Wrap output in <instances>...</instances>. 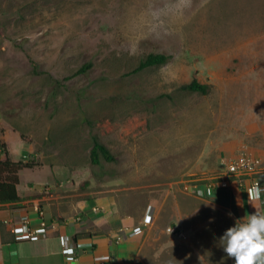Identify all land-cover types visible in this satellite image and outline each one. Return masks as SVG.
Instances as JSON below:
<instances>
[{
    "label": "rangeland",
    "instance_id": "1",
    "mask_svg": "<svg viewBox=\"0 0 264 264\" xmlns=\"http://www.w3.org/2000/svg\"><path fill=\"white\" fill-rule=\"evenodd\" d=\"M166 2L0 0V159L5 143L37 164L19 172L24 200L132 215L147 264H230L222 187L264 185V0H192L155 38L145 22ZM152 52L172 58L135 70ZM193 78L209 93L181 89ZM91 133L116 160L93 166Z\"/></svg>",
    "mask_w": 264,
    "mask_h": 264
},
{
    "label": "crops",
    "instance_id": "2",
    "mask_svg": "<svg viewBox=\"0 0 264 264\" xmlns=\"http://www.w3.org/2000/svg\"><path fill=\"white\" fill-rule=\"evenodd\" d=\"M260 122L264 126V118ZM261 132L258 156L264 162V128ZM222 188L230 192L239 218L255 210L264 214V199L249 200V186L230 180ZM19 195L20 201L0 203V264H147L138 225H128L133 216L112 211L109 201H28ZM25 221L44 233H24Z\"/></svg>",
    "mask_w": 264,
    "mask_h": 264
},
{
    "label": "clouds",
    "instance_id": "3",
    "mask_svg": "<svg viewBox=\"0 0 264 264\" xmlns=\"http://www.w3.org/2000/svg\"><path fill=\"white\" fill-rule=\"evenodd\" d=\"M192 0H167L160 9H152V14L146 20L145 26L148 35L159 38L166 34L168 27L179 20L184 11L191 7ZM138 50V41L130 47V54ZM264 192L256 183L247 193L249 200H259ZM238 205L239 198H237ZM254 207V206H253ZM229 217L232 213L227 214ZM222 241L223 251L228 258L234 259L235 264H264V214L255 210L252 214L237 218L233 226L228 227L219 238Z\"/></svg>",
    "mask_w": 264,
    "mask_h": 264
},
{
    "label": "trees",
    "instance_id": "4",
    "mask_svg": "<svg viewBox=\"0 0 264 264\" xmlns=\"http://www.w3.org/2000/svg\"><path fill=\"white\" fill-rule=\"evenodd\" d=\"M172 58V55L167 53H149L143 57L135 70L139 71L145 68L167 64ZM91 67V64L84 65L80 72H86ZM182 90L188 92H197L207 94L210 91V85L200 82L197 78H193L189 83L181 86ZM92 148L90 152L91 162L93 166H102V160L114 161L115 155L111 152L108 146L101 141L97 134L91 133ZM6 157L0 159V203L16 202L21 200L19 195L18 185L20 183L19 172L23 168H32L37 164L31 161L13 160L9 156V151L6 149L5 143L1 144Z\"/></svg>",
    "mask_w": 264,
    "mask_h": 264
},
{
    "label": "built area",
    "instance_id": "5",
    "mask_svg": "<svg viewBox=\"0 0 264 264\" xmlns=\"http://www.w3.org/2000/svg\"><path fill=\"white\" fill-rule=\"evenodd\" d=\"M256 183H259L260 187H261L262 189H264V185H262V184L260 183V181L257 180V179L251 182L250 187H251L252 185L256 184ZM260 199H264V192L261 193ZM21 230L24 231V233H26V234H28V235H30V236H34L37 232H38L39 234H43V233H44V231H32V230L30 229V227H29L27 221L23 222V224L21 225Z\"/></svg>",
    "mask_w": 264,
    "mask_h": 264
}]
</instances>
